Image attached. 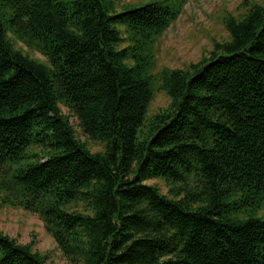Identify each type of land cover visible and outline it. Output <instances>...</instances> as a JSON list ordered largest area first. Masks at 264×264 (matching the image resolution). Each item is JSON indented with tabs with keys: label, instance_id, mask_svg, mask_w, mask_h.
<instances>
[{
	"label": "trees",
	"instance_id": "16d2710c",
	"mask_svg": "<svg viewBox=\"0 0 264 264\" xmlns=\"http://www.w3.org/2000/svg\"><path fill=\"white\" fill-rule=\"evenodd\" d=\"M122 1L0 0V205L73 264H264V0L156 75L188 0ZM0 264L47 262L0 232Z\"/></svg>",
	"mask_w": 264,
	"mask_h": 264
},
{
	"label": "rangeland",
	"instance_id": "374dc122",
	"mask_svg": "<svg viewBox=\"0 0 264 264\" xmlns=\"http://www.w3.org/2000/svg\"><path fill=\"white\" fill-rule=\"evenodd\" d=\"M149 0H124L122 3L135 4ZM263 0H188L177 21L162 35L156 46V68L153 74L164 69H184L196 63L212 50L213 43L228 40L223 26L228 16L240 18L249 4L262 3ZM16 48L22 49L30 58L44 62L45 59L35 51L28 50L20 43ZM169 104L167 96L159 90L154 93L146 120H149ZM63 113L69 116L70 124L76 137L83 142L91 153L100 152L102 145L87 139L77 126L75 118L66 109ZM157 186L162 194L168 189L161 181L146 182ZM0 232L17 241L18 244L32 243V251L45 257L47 264H73L60 252L54 240L46 233L40 219L29 212L18 208L0 205Z\"/></svg>",
	"mask_w": 264,
	"mask_h": 264
}]
</instances>
